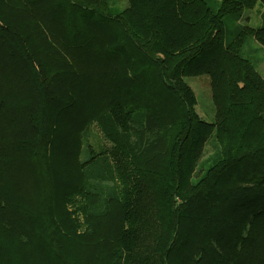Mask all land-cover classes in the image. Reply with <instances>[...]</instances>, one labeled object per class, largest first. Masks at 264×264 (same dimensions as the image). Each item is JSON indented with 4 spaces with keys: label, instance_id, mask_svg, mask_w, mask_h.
<instances>
[{
    "label": "trees",
    "instance_id": "16d2710c",
    "mask_svg": "<svg viewBox=\"0 0 264 264\" xmlns=\"http://www.w3.org/2000/svg\"><path fill=\"white\" fill-rule=\"evenodd\" d=\"M121 1L0 0V264H264V0Z\"/></svg>",
    "mask_w": 264,
    "mask_h": 264
},
{
    "label": "rangeland",
    "instance_id": "374dc122",
    "mask_svg": "<svg viewBox=\"0 0 264 264\" xmlns=\"http://www.w3.org/2000/svg\"><path fill=\"white\" fill-rule=\"evenodd\" d=\"M121 2L120 3L122 7L127 6V0H122ZM260 9L261 4L258 3L255 8L246 10L247 13L245 17L239 21H236L233 16H227L225 18L227 28L226 40L229 42L235 40L234 30L236 29L238 24L260 26L262 24L261 14L258 12V10ZM239 38H243V40H245V42L241 46L244 55L248 56L251 60H253V62L257 66V70L261 73L264 78V47L258 42H256L249 35H240ZM258 58H261V62L255 61ZM186 81L191 85L197 96V104L192 107V116L194 118L202 119L209 122L214 121L215 108L211 98V84L209 76H190L186 77ZM88 136L89 141L96 145L99 144V142L104 141L101 132L96 126L92 127L89 130ZM206 147L207 151H212V143L210 141H208ZM209 153H207L206 155H208Z\"/></svg>",
    "mask_w": 264,
    "mask_h": 264
}]
</instances>
